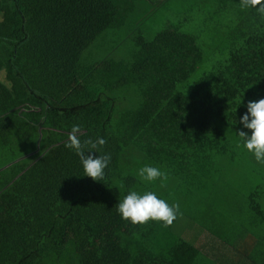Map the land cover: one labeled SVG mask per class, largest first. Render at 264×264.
<instances>
[{"label":"trees","instance_id":"16d2710c","mask_svg":"<svg viewBox=\"0 0 264 264\" xmlns=\"http://www.w3.org/2000/svg\"><path fill=\"white\" fill-rule=\"evenodd\" d=\"M144 1L151 10L138 25L167 0ZM126 2L0 0V264H198L200 254L264 264V247L247 238L228 243L197 223L173 232L184 188L193 197L200 176L220 175L222 160L243 149L240 116L264 98V16L231 11L227 0H181L179 23L200 14L212 55L172 25L135 36L127 60L86 55ZM74 125L82 141L104 138L96 154L111 159L102 181L80 176L65 147ZM145 165L167 179L142 181ZM131 190L178 204L176 219L122 220L116 203ZM261 201L255 188L244 204L263 222Z\"/></svg>","mask_w":264,"mask_h":264},{"label":"rangeland","instance_id":"374dc122","mask_svg":"<svg viewBox=\"0 0 264 264\" xmlns=\"http://www.w3.org/2000/svg\"><path fill=\"white\" fill-rule=\"evenodd\" d=\"M126 1L124 4L126 9L123 11L121 21L115 28L102 34L85 52L86 55L89 54L95 59L113 57L127 60L134 50L135 36L140 34L146 39H151L156 33L171 25L177 26L179 31L202 38L210 46L207 54L212 55L214 52L212 48L214 46H211L214 35L210 31L204 32L205 27L203 23L200 24V14L192 17L191 21L179 23L184 18L180 12L185 10L184 5L180 3L181 0H167L140 25H138L139 20L150 12L151 6L144 0ZM227 1L230 2L228 3L231 11L239 9L240 3H237V0ZM215 35L221 37L223 34L218 35L216 31ZM215 44L219 45L218 39H215ZM221 56L223 57V54ZM213 60L214 58H208L209 65L204 66L203 69H209ZM222 161L224 162L219 165L223 168L220 175L214 173L209 174L210 177L205 175L199 177V185L196 187V194H192L193 197L187 199L184 193L195 188L187 186L184 188L179 196L182 214L175 222L173 232L181 236L185 229H194L192 223H197L228 243H237L247 238L246 241L257 242L264 247V221L261 222L256 217L253 219L244 204L245 196L256 188L261 191L263 201L260 203L264 207V163H258L245 149H242L232 162ZM197 263L213 264L214 262L200 254Z\"/></svg>","mask_w":264,"mask_h":264},{"label":"clouds","instance_id":"9594fccd","mask_svg":"<svg viewBox=\"0 0 264 264\" xmlns=\"http://www.w3.org/2000/svg\"><path fill=\"white\" fill-rule=\"evenodd\" d=\"M244 9H252L258 15L264 16V0H240ZM243 129L238 131L240 146L250 153L258 163H264V98L248 101L246 111L239 120ZM79 125H74L72 135L65 147L73 151L80 159L82 175L93 181H102L105 176L111 156L108 153L97 155L105 144L103 137L82 141L77 135ZM95 150V151H93ZM142 181L152 182L167 179V175L159 167L145 165L138 169ZM116 211L122 220L131 224H143L148 220L162 222L163 226L171 225L179 212L178 204H169L167 200L158 197L153 191L143 193L131 190L116 203Z\"/></svg>","mask_w":264,"mask_h":264}]
</instances>
